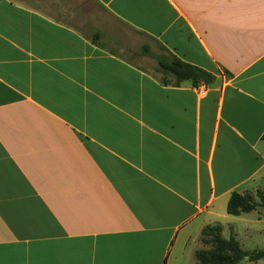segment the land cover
<instances>
[{"label":"crops","instance_id":"1","mask_svg":"<svg viewBox=\"0 0 264 264\" xmlns=\"http://www.w3.org/2000/svg\"><path fill=\"white\" fill-rule=\"evenodd\" d=\"M97 1L118 23L84 33L75 0H0V264H196L208 225L264 231L227 211L264 192V0ZM137 34L214 81L112 50Z\"/></svg>","mask_w":264,"mask_h":264},{"label":"trees","instance_id":"2","mask_svg":"<svg viewBox=\"0 0 264 264\" xmlns=\"http://www.w3.org/2000/svg\"><path fill=\"white\" fill-rule=\"evenodd\" d=\"M158 64L160 71L172 75L177 85L185 81H190L194 85L210 84L215 79L214 75L208 71L188 64L176 56L160 58ZM259 206H264L263 191L234 193L228 203L227 211L229 215L241 216L255 211ZM223 230L221 224L208 225L203 229L201 242L206 248L195 253L196 264H239L246 256L250 261L264 259V251L253 253L244 251L235 237L225 238Z\"/></svg>","mask_w":264,"mask_h":264},{"label":"rangeland","instance_id":"3","mask_svg":"<svg viewBox=\"0 0 264 264\" xmlns=\"http://www.w3.org/2000/svg\"><path fill=\"white\" fill-rule=\"evenodd\" d=\"M75 15L68 16L69 23L73 24L77 29L84 33H93L94 31H101L100 28L106 24H117L118 22L113 19V17L108 13V11L97 1V0H75ZM100 34L95 35L96 42L100 38ZM135 37V36H134ZM136 41L138 45L136 47L129 48H117L113 47V44L105 42L104 45L112 46V50H115L120 55L126 56L130 60L134 61L141 65L147 59L148 63L152 65L153 69L160 71L159 60L163 57H168L162 48L157 45L154 41L150 40L147 37H144L140 34H137ZM148 46V48L145 47ZM167 75V74H166ZM259 215H262L264 219V206L260 208L259 211L253 212L250 216L252 218H257ZM261 227H264V223ZM236 231L233 233L232 229H225L223 231V236L229 238L231 236L240 243L242 249L248 253H253L255 251H264V231L261 233H251L247 232L244 228L245 225L242 223L235 222ZM203 248L204 247L203 245ZM260 249V250H258ZM239 264H264V259L259 261H250L247 259V256Z\"/></svg>","mask_w":264,"mask_h":264},{"label":"water","instance_id":"4","mask_svg":"<svg viewBox=\"0 0 264 264\" xmlns=\"http://www.w3.org/2000/svg\"><path fill=\"white\" fill-rule=\"evenodd\" d=\"M247 259H249V257L247 256Z\"/></svg>","mask_w":264,"mask_h":264}]
</instances>
